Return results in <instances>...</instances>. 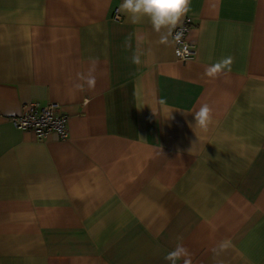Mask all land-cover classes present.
<instances>
[{"label":"crops","instance_id":"1","mask_svg":"<svg viewBox=\"0 0 264 264\" xmlns=\"http://www.w3.org/2000/svg\"><path fill=\"white\" fill-rule=\"evenodd\" d=\"M122 2L0 0V264H264V0H191L187 61Z\"/></svg>","mask_w":264,"mask_h":264},{"label":"clouds","instance_id":"2","mask_svg":"<svg viewBox=\"0 0 264 264\" xmlns=\"http://www.w3.org/2000/svg\"><path fill=\"white\" fill-rule=\"evenodd\" d=\"M191 0H123L120 4L119 11L128 15L131 23H139L143 18L150 20L152 28L155 32L161 33V39L166 40L171 30L177 26L181 18L186 15L190 9ZM134 63H139V57L133 58ZM232 58L226 57L206 69L209 75H215L223 69L230 71ZM91 71V69H90ZM85 80L89 87L95 83L93 77H81ZM82 88V84L77 85ZM211 108L208 104H203L194 111L196 126H206L211 121ZM195 126V127H196ZM215 251V249L213 250ZM190 253L182 244H178L173 250L167 252L164 256L170 264H177L178 261H184V264H190Z\"/></svg>","mask_w":264,"mask_h":264},{"label":"built area","instance_id":"3","mask_svg":"<svg viewBox=\"0 0 264 264\" xmlns=\"http://www.w3.org/2000/svg\"><path fill=\"white\" fill-rule=\"evenodd\" d=\"M114 17L118 19L117 14ZM191 27L192 21L187 17L171 30L174 55L179 61H187L195 57V46L188 39ZM67 118V114L56 102L45 104L30 102L23 106L20 114L12 116L10 121L18 129L33 132L37 140H43L52 133L60 139H66L68 137Z\"/></svg>","mask_w":264,"mask_h":264}]
</instances>
